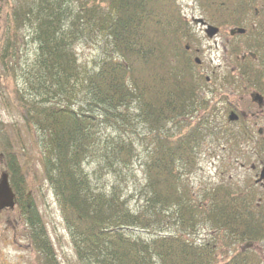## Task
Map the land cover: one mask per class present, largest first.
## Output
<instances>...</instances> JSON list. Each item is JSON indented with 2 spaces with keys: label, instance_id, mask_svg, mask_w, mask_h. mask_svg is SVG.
Wrapping results in <instances>:
<instances>
[{
  "label": "trees",
  "instance_id": "1",
  "mask_svg": "<svg viewBox=\"0 0 264 264\" xmlns=\"http://www.w3.org/2000/svg\"><path fill=\"white\" fill-rule=\"evenodd\" d=\"M7 1H0L4 26L12 21L28 26L35 46L24 75L25 93L14 82L16 102L26 123L38 133L43 176L79 264H264V193L258 200L255 190L217 185L196 199L182 178L196 168L207 138L223 140L232 153H242L239 136L253 127L226 123L223 114L234 106L220 117L197 99L203 79L194 74L196 65L183 53L190 36L181 4L17 0L10 12ZM221 1L213 0V7L220 8ZM250 12L255 15L253 8ZM217 17L221 18L220 12ZM90 34L101 35L107 49L93 70L79 62L75 51V44ZM11 46L8 37L0 47V62L8 74L17 54ZM232 62L241 72H264V57L257 65L241 59ZM198 111L207 116L185 132L180 130L183 119ZM98 121L112 125L118 135H98ZM139 125L145 198L133 209L116 182L108 188L95 187L85 164L96 159L99 167L120 177L135 155L134 139L124 133L136 132ZM0 158L38 263L59 264L38 210L26 197L18 152L3 131ZM168 221L176 225L175 232H163ZM201 223L209 224L210 239L198 241ZM153 227L157 230L150 237L137 233ZM257 244H263L261 250Z\"/></svg>",
  "mask_w": 264,
  "mask_h": 264
},
{
  "label": "rangeland",
  "instance_id": "2",
  "mask_svg": "<svg viewBox=\"0 0 264 264\" xmlns=\"http://www.w3.org/2000/svg\"><path fill=\"white\" fill-rule=\"evenodd\" d=\"M19 1L26 2L27 0ZM177 1L181 4V12L189 17L195 8L194 0ZM17 3V0H8L6 9L11 12V9ZM2 14H0V47L10 37L11 47H14L17 54L12 63V72L9 74L0 62V131L5 133V136L18 152V161L26 182V192L30 194L44 223L57 261L59 264H79L55 196L43 176L38 133L26 123L24 111L17 104L13 90L15 82L21 92L25 93L24 75L33 58L35 47L30 37V29L26 25L17 26L16 21L10 22V26L5 27ZM104 40L101 35L90 34L89 36H84L75 44L78 60L86 69H95L100 59L105 56L107 49ZM200 58L203 62L199 69L209 74L213 66L222 63L221 45L219 44V47L216 48L211 41L205 42L204 53ZM12 73H14L13 75L17 80L14 79ZM221 96L220 91L215 94L216 99ZM240 96V92H234L230 95V100L239 104ZM243 101L247 103V95ZM208 106V112L217 111L218 115L222 117L223 108L217 100ZM239 108L244 114L256 111L255 106ZM198 117L199 115L196 114L191 120L188 118L183 119L182 124L184 125H180L182 127L180 130L185 132L187 130L186 127L200 120ZM222 119L218 118L216 121H223ZM98 124V135H109L112 137L118 135V131H115L112 125L109 126L108 123L106 124L101 121H98ZM257 125L264 126V110L260 112ZM254 128H256V125ZM142 131L143 128L140 125L139 128L137 126L136 132L127 130L124 133L121 130V134L124 133L125 136L134 139L135 155L133 156L132 164L128 168H122L120 177L114 171L99 167L96 159L90 160L85 164V169L89 172L92 184L95 187L108 188L111 183L116 182L120 185L129 206L133 209L137 208L138 205L140 206L145 198V191L143 190L145 176L142 168L144 144L140 140V136H138V134L142 135ZM177 133L178 131H176ZM239 138L241 143L239 148L242 150V153H232L223 140L215 141V139L210 140L207 138L201 144L196 168L182 176L183 181L193 191L196 199L202 198L201 194L206 189L217 185H225L233 191H259L253 184L254 172L250 170V164L255 161L254 152L257 149V143L251 139H247V137L244 139ZM243 154L248 155L249 158L242 157ZM2 163L3 161L0 158V174L4 171ZM239 163H244V166L241 167ZM19 208L17 205L0 212V264H39L36 252L28 241L22 211ZM155 230H157L156 227L139 229L137 233L143 237H150ZM162 230L164 233L175 232L177 227L168 221V223L163 224ZM197 233L198 241H204L211 238L212 230L209 224L201 223L198 226ZM236 246H240V244H236ZM256 246L258 250H261L263 244H257Z\"/></svg>",
  "mask_w": 264,
  "mask_h": 264
},
{
  "label": "flooded vegetation",
  "instance_id": "3",
  "mask_svg": "<svg viewBox=\"0 0 264 264\" xmlns=\"http://www.w3.org/2000/svg\"><path fill=\"white\" fill-rule=\"evenodd\" d=\"M212 2L213 0L209 2L195 0V8L190 16L188 17L182 13L187 20L188 34L190 36V45L187 43L183 44V53L191 57L192 62L196 65L194 74L203 79V85L197 88L198 92L196 91L197 99L204 101L206 106L217 100L222 105V111L226 110L229 105L234 106V109L231 110L236 115L234 119H230V112L226 116L223 114V117H227L226 123L239 121L242 125L253 127V130L249 131L250 133L243 134L242 138L247 137V139L257 143V149L254 152L255 161L250 164V170L254 172L253 184L259 190L258 194L260 197L258 200H260L261 195L264 193V177L260 179L261 170L264 168V126L257 124L260 112L264 110V72L238 71L236 70V64L232 61L241 59L245 62H256L254 65H257L263 59L264 0H222L220 8L213 7ZM246 5L249 6L248 11H246ZM250 8L254 9L255 15L251 14ZM218 12L221 13V18L217 17V20H215V14ZM208 25L217 28V31L212 36H209L206 32ZM224 32L226 33L222 36ZM207 41H211L216 48L220 44L223 57L222 63L213 66L209 74L199 69L203 62L200 57L204 53V43ZM249 57L251 59H248ZM196 58H199L198 62ZM228 68L230 70H227ZM238 84L241 85L238 86ZM219 91L222 96L216 99L215 94L219 93ZM234 92L241 93L239 104L230 100V95ZM254 94H259L262 97L260 104L258 101L253 100ZM246 95L248 96V101L244 103L243 100ZM249 106H255L256 111L244 114L239 108ZM197 115H199L198 119H201L204 115L207 116L203 111H198ZM210 117L209 115L208 118ZM240 117L244 121L240 122ZM187 118L192 119L194 117L191 114ZM255 125L256 128H254ZM235 127H237L236 124ZM239 165L243 167L244 163H239ZM26 197H30L28 192Z\"/></svg>",
  "mask_w": 264,
  "mask_h": 264
},
{
  "label": "water",
  "instance_id": "4",
  "mask_svg": "<svg viewBox=\"0 0 264 264\" xmlns=\"http://www.w3.org/2000/svg\"><path fill=\"white\" fill-rule=\"evenodd\" d=\"M217 31L216 27L208 25L206 32L209 36H212ZM198 62L199 59L196 58ZM262 97L259 94L253 95V100L261 103ZM235 114H231L230 118H235ZM264 177V168L261 170L260 179ZM16 202L15 193L9 183L8 174L6 172H1L0 174V211L4 208H13Z\"/></svg>",
  "mask_w": 264,
  "mask_h": 264
}]
</instances>
